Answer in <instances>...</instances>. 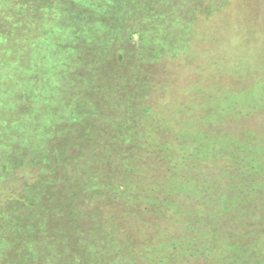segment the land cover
<instances>
[{
	"label": "trees",
	"instance_id": "trees-1",
	"mask_svg": "<svg viewBox=\"0 0 264 264\" xmlns=\"http://www.w3.org/2000/svg\"><path fill=\"white\" fill-rule=\"evenodd\" d=\"M62 1L76 11L46 18V31L22 38L31 49L0 59V264H138L132 240L81 196L103 201L127 186L149 111L141 64L183 53L197 17L230 0ZM28 168L33 179L12 192ZM187 238L167 247L188 251Z\"/></svg>",
	"mask_w": 264,
	"mask_h": 264
},
{
	"label": "rangeland",
	"instance_id": "rangeland-1",
	"mask_svg": "<svg viewBox=\"0 0 264 264\" xmlns=\"http://www.w3.org/2000/svg\"><path fill=\"white\" fill-rule=\"evenodd\" d=\"M69 6L0 0V59L25 51L27 32L40 36L46 18L76 11ZM140 71L149 76L141 98L149 111L137 121L135 168L120 194L81 196L82 208L99 209L102 224L113 220L132 240L138 264L263 263L264 0H230L212 17L198 16L183 53L142 63ZM17 173L12 192L35 175ZM210 228L224 230L228 241ZM187 236L188 251L182 242L167 247Z\"/></svg>",
	"mask_w": 264,
	"mask_h": 264
}]
</instances>
